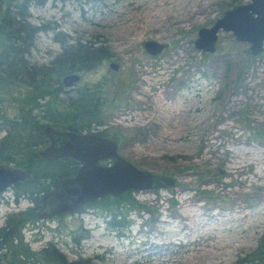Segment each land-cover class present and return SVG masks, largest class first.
I'll use <instances>...</instances> for the list:
<instances>
[{"label": "rangeland", "instance_id": "1", "mask_svg": "<svg viewBox=\"0 0 264 264\" xmlns=\"http://www.w3.org/2000/svg\"><path fill=\"white\" fill-rule=\"evenodd\" d=\"M250 0H46L30 6L33 65H48L69 44L105 46L111 58L73 87L106 77L101 126L136 168L174 179L172 188L131 194L140 206L99 203L26 226L30 251L47 243L68 261L89 264H236L264 237V47L219 32L216 50L193 47L197 31ZM164 45L149 56L147 42ZM114 64L115 71L108 66ZM3 133L0 132V139ZM107 206V205H106ZM32 204L0 195V228ZM117 212L112 221L110 212ZM195 215V216H194ZM4 264V263H3Z\"/></svg>", "mask_w": 264, "mask_h": 264}, {"label": "trees", "instance_id": "2", "mask_svg": "<svg viewBox=\"0 0 264 264\" xmlns=\"http://www.w3.org/2000/svg\"><path fill=\"white\" fill-rule=\"evenodd\" d=\"M63 2L65 0H53ZM46 0H0V164L23 170L28 179L13 187L14 200L24 197L33 204L26 213L8 216L0 228V262L3 264H89L87 260L68 261L51 243L30 251L21 235L36 221L34 210L41 194L53 179L74 174L78 164L71 159L47 163L40 151L47 145L44 128L89 132L101 126V117L109 81L101 77L92 85L64 91L61 79L70 74H84L111 58L105 46L76 41L55 33L61 53L48 65L29 62V52L36 34L46 30L29 22L28 7L42 6ZM246 52V51H245ZM248 58L250 57L246 52ZM203 57L207 54L201 53ZM209 55V54H208ZM100 135L105 136L103 132ZM126 192L117 198L104 197L91 204L104 210L140 207ZM107 205V206H106ZM112 221L118 215L110 212ZM264 260V237L248 255L236 264H261Z\"/></svg>", "mask_w": 264, "mask_h": 264}, {"label": "water", "instance_id": "3", "mask_svg": "<svg viewBox=\"0 0 264 264\" xmlns=\"http://www.w3.org/2000/svg\"><path fill=\"white\" fill-rule=\"evenodd\" d=\"M219 32L230 33L236 42L246 44L250 57L260 54L264 47V0H250L236 6L225 11L211 27L199 29L193 42L194 49L214 54ZM143 48L149 56H155L164 45L150 41ZM108 67L116 70L114 64ZM79 80L78 74H70L61 79V84L68 88ZM44 134L47 145L39 154L46 162L67 158L76 161L79 167L72 178L52 181L50 190L41 195L40 208L35 214L38 220L73 213L77 207L107 196L117 198L126 192L135 194L174 186L173 178L140 170L122 158L118 154L115 136H102L95 132L77 134L49 126L44 128ZM25 178L23 170L0 165V195Z\"/></svg>", "mask_w": 264, "mask_h": 264}, {"label": "flooded vegetation", "instance_id": "4", "mask_svg": "<svg viewBox=\"0 0 264 264\" xmlns=\"http://www.w3.org/2000/svg\"><path fill=\"white\" fill-rule=\"evenodd\" d=\"M75 84H77V83H75ZM75 84H73L71 87H68V88H65V87H63V89H64V91H71V90H73L74 89V85ZM47 127V126H46ZM50 127V126H49ZM52 128V127H51ZM54 129V128H53ZM55 130H57V129H55ZM58 131H69V130H58ZM69 132H72V131H69ZM89 132H92V130H90ZM73 133H77V134H82V133H88V132H85V131H83V132H73ZM98 134H99V132H98ZM103 136V135H102ZM106 136V135H105ZM64 159H67V158H64ZM57 160H61V159H57ZM72 160V159H71ZM74 161V160H73ZM52 162H54V161H52ZM52 162H50V163H52ZM76 162V161H75ZM48 163V162H47ZM77 163V162H76ZM78 164V163H77ZM1 165V164H0ZM3 166V165H2ZM78 167H79V165L77 166V169H78ZM76 169V170H77ZM76 170H75V172H76ZM75 172H74V174H75ZM26 174V173H25ZM74 174L73 175H71V176H69V177H57V178H55V179H58V178H72L73 176H74ZM28 179V177H27V174H26V178H25V180L24 181H26ZM55 179H53L52 181H54ZM24 181H22V182H24ZM22 182H19V183H22ZM19 183H17V184H19ZM52 183V182H51ZM17 184H15V185H17ZM15 185H13V186H11V187H9L7 190H10L11 192H12V196H13V201L14 202H17L19 199H25L24 197H22V196H18V199H17V201H15L14 200V190H13V187L15 186ZM50 187H51V184H50ZM49 190H50V188H49ZM48 190V191H49ZM6 191V190H5ZM4 191V192H5ZM47 191V192H48ZM3 192V193H4ZM46 193V192H45ZM45 193H43V194H45ZM43 194H41V195H43ZM41 197V196H40ZM26 200V199H25ZM94 203V202H93ZM91 204L92 203H89V204H85V205H83V206H79V207H77L76 208V210L73 212V213H70V214H62V215H59V216H56V217H53V218H50V219H42V220H38V219H36V221L35 222H46V221H48V220H52V219H57V218H60V217H63V216H67V215H74V214H77V213H81V212H83V211H85V210H87L89 207H91ZM33 204H32V207L31 208H29L28 210H30V209H33ZM39 208H40V204H39V207L36 209V210H34V217H35V214H36V212L39 210ZM27 211V210H26ZM26 211H23V212H20V213H18V214H22V213H26Z\"/></svg>", "mask_w": 264, "mask_h": 264}, {"label": "bare ground", "instance_id": "5", "mask_svg": "<svg viewBox=\"0 0 264 264\" xmlns=\"http://www.w3.org/2000/svg\"><path fill=\"white\" fill-rule=\"evenodd\" d=\"M195 216V215H194Z\"/></svg>", "mask_w": 264, "mask_h": 264}]
</instances>
